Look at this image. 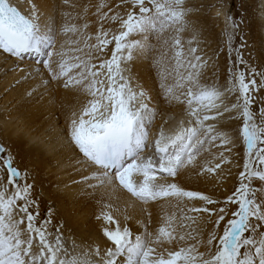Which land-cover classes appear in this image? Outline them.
Returning a JSON list of instances; mask_svg holds the SVG:
<instances>
[{
    "label": "snow or ice",
    "instance_id": "obj_1",
    "mask_svg": "<svg viewBox=\"0 0 264 264\" xmlns=\"http://www.w3.org/2000/svg\"><path fill=\"white\" fill-rule=\"evenodd\" d=\"M27 4L21 11L0 0V56L14 59L18 83L37 81L30 96L56 86L88 98L58 134L56 168L69 165L64 188L98 205L99 237L73 239L69 251V222L44 191L47 177L36 166L22 169L0 142V264H264V45L255 56L249 50L243 15L225 13L224 39L208 53L184 0H100L94 37L87 7L75 17L62 13L61 22L55 10ZM166 31L171 38L154 45ZM66 45L76 53L71 63ZM162 102L183 105L186 119L173 134L153 136ZM230 122L236 126L223 127ZM204 173L222 177V194L181 183ZM119 192L129 196L123 211ZM152 203L163 211L150 231ZM130 207L147 216L142 233L128 226ZM198 219L209 227L185 230V220Z\"/></svg>",
    "mask_w": 264,
    "mask_h": 264
},
{
    "label": "bare ground",
    "instance_id": "obj_2",
    "mask_svg": "<svg viewBox=\"0 0 264 264\" xmlns=\"http://www.w3.org/2000/svg\"><path fill=\"white\" fill-rule=\"evenodd\" d=\"M236 1L237 10L234 17L240 18L243 15L244 23L241 28L245 32L249 50L255 56L264 45V26H262L264 0ZM11 2L18 6L21 11L27 10V0H11ZM36 2L45 12L55 10L57 20L61 22L63 19L62 13H69L75 17L77 14H83L84 9L87 7L88 15L86 19L89 22L87 32L94 37L97 24L95 23L96 18L91 13L95 10V5L100 3V0H36ZM204 3L207 6L209 5V8ZM230 3V0H184V6L189 9L187 20L190 24L199 28L203 38L208 40V43L201 45L208 53L216 47L213 41L222 42L224 39L225 13H231ZM77 22L83 23L82 20ZM105 27L107 28L108 25L106 24ZM118 27L119 25H116L117 29ZM172 35L173 33L166 31L159 41L153 37L152 43L159 47L164 40L170 39ZM181 36L186 41L190 38V32L181 33ZM92 42H95L94 38ZM209 44H211V47H209ZM72 47V45H66L64 48L65 60L69 63L73 62V57L76 55L72 51ZM220 59L222 61L223 56ZM15 63L14 59L5 60L4 56H0V142L8 143L13 151L18 154V158L22 161L20 165L22 169L24 165L36 166L42 173V179L44 176L47 177V179H43V188L46 194L52 197L60 215L69 222L65 239L66 246L71 251L73 239L77 244L98 239L100 222L95 219V214L99 211V208L94 201L89 203L82 200L75 186L67 190L64 188V181L70 183L69 173L71 168L67 164L59 170L56 168V153L60 150L63 139L57 137L66 125L67 116L74 110L78 111L88 98L82 91H77L75 88L64 89L56 86L43 93L42 98L39 90L30 96L29 92L37 86V81L18 83L19 70H11ZM141 74L148 78L149 68L141 69ZM152 75L154 76L155 73L152 72ZM183 108V105H168L162 102L159 105V115L156 117L154 124L156 128L153 129L152 135H158L161 130L165 134H173L176 130H172V126L177 123L179 125L181 120L186 119ZM167 119L169 120L168 125L164 126L163 124ZM58 124L59 126H57ZM235 126V122L223 125L226 128ZM222 167L227 168L228 166ZM238 171L239 169L232 168L233 174ZM221 179L222 177H218L214 173L183 175L181 183L188 190H198L206 194L218 190L222 194ZM235 180L236 176L232 175L227 177L224 183L228 188H231ZM117 195L120 197L119 207L123 211L125 208L124 202L129 200V196L124 192H119ZM147 207L152 213L149 225V230L152 231L160 226V217L163 210L160 204L157 203H152ZM127 211L133 217L132 220L128 221V226L134 234L142 233L144 227L141 221L146 220L147 216H141L139 207H130ZM167 211H174L177 215L179 214L178 209L168 208ZM184 225L186 231L209 227L199 219L196 221L185 220ZM166 247H171V245L165 244L161 250Z\"/></svg>",
    "mask_w": 264,
    "mask_h": 264
},
{
    "label": "rangeland",
    "instance_id": "obj_3",
    "mask_svg": "<svg viewBox=\"0 0 264 264\" xmlns=\"http://www.w3.org/2000/svg\"><path fill=\"white\" fill-rule=\"evenodd\" d=\"M231 1V3H230V8L232 7V9H231V14H232V16H233V18H235V19H239V17H234V14H235V11L237 10V1L236 0H230ZM206 3H204V5H205ZM207 8H209V5L207 6V4L205 5ZM168 119L167 120H165V123L163 124L164 126H166V125H168Z\"/></svg>",
    "mask_w": 264,
    "mask_h": 264
}]
</instances>
